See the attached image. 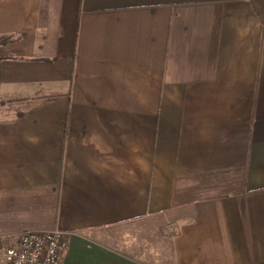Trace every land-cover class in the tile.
Returning a JSON list of instances; mask_svg holds the SVG:
<instances>
[{"label": "crops", "instance_id": "obj_1", "mask_svg": "<svg viewBox=\"0 0 264 264\" xmlns=\"http://www.w3.org/2000/svg\"><path fill=\"white\" fill-rule=\"evenodd\" d=\"M0 235L61 264H264V0H0Z\"/></svg>", "mask_w": 264, "mask_h": 264}, {"label": "built area", "instance_id": "obj_2", "mask_svg": "<svg viewBox=\"0 0 264 264\" xmlns=\"http://www.w3.org/2000/svg\"><path fill=\"white\" fill-rule=\"evenodd\" d=\"M61 229L0 235V264H61L68 247Z\"/></svg>", "mask_w": 264, "mask_h": 264}, {"label": "trees", "instance_id": "obj_3", "mask_svg": "<svg viewBox=\"0 0 264 264\" xmlns=\"http://www.w3.org/2000/svg\"><path fill=\"white\" fill-rule=\"evenodd\" d=\"M14 40H16V39L15 38H12V37H3V38H0V46L9 44V43L13 42Z\"/></svg>", "mask_w": 264, "mask_h": 264}]
</instances>
